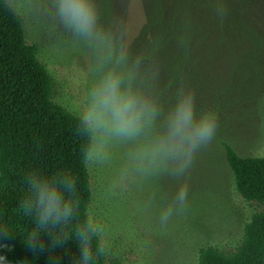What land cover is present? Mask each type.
<instances>
[{
  "label": "rangeland",
  "instance_id": "374dc122",
  "mask_svg": "<svg viewBox=\"0 0 264 264\" xmlns=\"http://www.w3.org/2000/svg\"><path fill=\"white\" fill-rule=\"evenodd\" d=\"M7 1L23 20L27 43L39 48L38 59L54 81V102L73 115L78 117L91 82L113 68L126 79L131 76L143 94H158L165 112L184 85L195 90L198 112L217 113L215 138L189 170L185 208L173 212L165 227L159 217L181 181L151 164V148L164 133V114L133 140L101 138L107 139V162L87 164L89 215L103 230L99 239L108 260L199 264L202 249L235 253L262 207L236 192L224 145L244 158H264V0H223V9L214 8L218 0H95L102 35L89 41L64 30L56 0ZM147 15L160 19L154 26L159 30L153 28L161 36L159 46L144 33ZM114 18L122 19L125 33L111 26ZM184 29L190 30L187 45L195 60L189 74L181 68ZM149 46L160 62L155 80L133 65ZM122 53L127 62L117 66Z\"/></svg>",
  "mask_w": 264,
  "mask_h": 264
},
{
  "label": "trees",
  "instance_id": "16d2710c",
  "mask_svg": "<svg viewBox=\"0 0 264 264\" xmlns=\"http://www.w3.org/2000/svg\"><path fill=\"white\" fill-rule=\"evenodd\" d=\"M225 3L218 0L214 8L223 9ZM145 20L144 27L149 32L144 33L154 43L151 45L159 46L161 36L153 28L159 30L154 26L160 24V19L147 15ZM189 32H182L181 52V68H187L188 74L195 66L193 48L187 45ZM170 43L169 35L166 45ZM172 43L174 47L175 42ZM149 48L150 51L143 50L147 54L138 69L141 75H151L150 63L156 69L160 65L154 58L156 48ZM38 53L37 45L27 43L20 15L7 0H0V256L6 258V264H79L81 249L74 237L52 247V238L42 235L43 251L26 244L34 223L20 205L27 195L30 173L52 180L54 174L62 172L76 179L80 202L73 224L79 219H90L92 203L90 175L87 164L82 163L85 141L77 131L78 117L54 102V81L39 61ZM224 149L236 192L262 210L252 217L235 253L202 249L199 264H264V158L241 157L229 145H224ZM60 179L63 176L53 182L59 184ZM61 189L67 198L70 190L64 186ZM99 242V237L93 241L94 255ZM91 264L121 263L103 255Z\"/></svg>",
  "mask_w": 264,
  "mask_h": 264
},
{
  "label": "clouds",
  "instance_id": "9594fccd",
  "mask_svg": "<svg viewBox=\"0 0 264 264\" xmlns=\"http://www.w3.org/2000/svg\"><path fill=\"white\" fill-rule=\"evenodd\" d=\"M56 14L60 25L74 37L89 41L102 35L101 16L95 0H56ZM111 26L125 33L122 19L114 18ZM145 54L141 51L135 57L134 66L137 70L144 62ZM127 58V53H122L116 59V65L125 64ZM147 58L151 59L149 55ZM150 65L151 76L155 80L158 69L154 63ZM131 80V76L126 79L113 68L88 87L86 102L78 113L77 131L85 141L82 146V163H106L103 145L107 139L101 138L133 140L163 113L164 133L151 148V164L181 181L176 196L159 217L160 226L165 227L173 212L180 213L185 208L189 170L198 152L215 138L217 113L210 108L198 112L195 90L184 85L177 88L175 103L165 112L159 103L158 94H143L132 86ZM28 176L27 195L20 207L33 218L34 228L26 244L32 249L43 251L45 246L40 242L42 235L52 238V247L62 245L74 237L81 249L79 264H91L94 259L105 255L107 250L102 240L97 244L95 255L93 253V241L102 237V228L91 219H79L75 224L72 223L74 213L79 211L80 202L76 179L62 172L54 174L52 180L35 172ZM60 176L63 179L59 180V184L53 182ZM61 186L70 190L67 198ZM0 264H6L5 257L0 256Z\"/></svg>",
  "mask_w": 264,
  "mask_h": 264
}]
</instances>
